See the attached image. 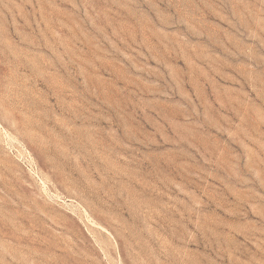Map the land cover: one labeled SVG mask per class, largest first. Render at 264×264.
Returning a JSON list of instances; mask_svg holds the SVG:
<instances>
[{"label":"rangeland","instance_id":"1","mask_svg":"<svg viewBox=\"0 0 264 264\" xmlns=\"http://www.w3.org/2000/svg\"><path fill=\"white\" fill-rule=\"evenodd\" d=\"M0 264H264V0H0Z\"/></svg>","mask_w":264,"mask_h":264}]
</instances>
